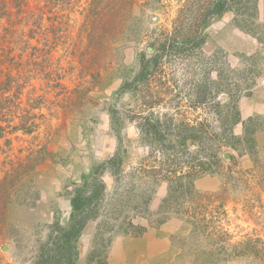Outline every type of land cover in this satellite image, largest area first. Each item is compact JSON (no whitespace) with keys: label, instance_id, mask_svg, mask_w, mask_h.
Returning <instances> with one entry per match:
<instances>
[{"label":"rangeland","instance_id":"374dc122","mask_svg":"<svg viewBox=\"0 0 264 264\" xmlns=\"http://www.w3.org/2000/svg\"><path fill=\"white\" fill-rule=\"evenodd\" d=\"M123 1L101 24L109 26L97 33L105 38L91 44V0H0V181L7 179L0 203V264H35L47 227L68 224L73 191L92 181L93 169L117 152L119 174L106 168L97 175L103 198L98 218L87 223L77 243L79 264L102 231L104 244L111 237L106 264H129V242L161 228L172 260L152 264H192L198 242L211 250L212 243L228 248L252 240L264 250V114L243 120L239 106L248 100L246 108L264 109V0H256L250 13L255 26L240 22L252 33L235 25V12H227L207 25L204 43L190 52L189 45L168 48L165 39L189 34V9L195 14L197 0ZM95 52L101 55L93 62ZM156 53L157 63L136 91L119 92L139 74L142 56L147 61ZM92 73L100 76L93 79ZM233 109L240 122L224 131L223 115ZM141 118L158 120L171 134L156 151L140 140ZM186 127L202 138L187 141L188 149L178 155L179 174L209 162L212 149H219L220 165L192 181L190 196L174 193L168 207L162 178L172 170L173 150L161 147L178 145L177 133L185 136ZM28 158L32 167L24 172L25 185L9 187L12 170ZM24 198L29 203L17 205ZM204 223V233L191 225ZM232 252L220 253L227 260L218 264H264Z\"/></svg>","mask_w":264,"mask_h":264},{"label":"trees","instance_id":"16d2710c","mask_svg":"<svg viewBox=\"0 0 264 264\" xmlns=\"http://www.w3.org/2000/svg\"><path fill=\"white\" fill-rule=\"evenodd\" d=\"M103 1L105 0H91V6L88 9V12L90 14L89 21H91V30L89 31L88 35V42L91 44H100L99 40L101 38H105V36L101 37L97 33H102L104 31V27L108 28L109 26L101 24L107 22L106 16H108L109 14H111L109 18L112 17L113 8L117 4H120V2H124L123 0H117V2H114L115 4L111 5L110 8H100L99 4ZM126 3L129 4V1H127ZM196 6L197 8L195 14L194 11H192V8L189 9V20L193 21L191 22V25L189 23V25H187L189 28V34H186L183 37H178L176 33L172 34L171 37L165 39L168 48H175L176 51H181L182 49L187 47V45H189V52L193 49L199 48L205 40L202 31L212 20L222 17L227 12L236 13L234 23L241 30L247 33H252L249 28H244L245 24L242 25L240 23L241 21H245L247 24L255 26V24L250 21V18L252 17L250 13L256 9V0H197ZM19 9H21V7H19ZM23 11L24 13H26V10ZM243 15L245 16L242 18L241 16ZM165 47L166 46L164 44L161 45L162 50H164ZM93 54L94 56L90 57L93 58L92 60L94 62L95 57L97 55H101V53L95 52ZM158 59V53H156L147 61H144L143 55L141 59L143 65L139 74H137L131 84H128L127 82L123 83V86H121L119 92H126L130 90L135 92L136 89L134 88V86H137L138 83L146 79L148 68L156 64ZM97 76L100 75H95L93 73L90 74V77H93V79ZM228 111L229 110L225 112L221 120L224 131L228 127H234L240 122L239 110L233 109L229 114ZM138 129L140 140L147 146L153 148L154 151L158 150V145L165 143V141L169 139V135H171L167 131H163L161 129L158 120H151L150 118H141L140 122L138 123ZM186 129L188 130V133L185 136H180V132L177 133L179 134L177 135L179 142L178 145L173 144L168 146V148L161 147L162 151L164 150L167 152L168 149L173 150V154L170 153V166L172 167V170L169 172V175L165 173V177L162 178L168 183L169 196L164 200L165 204H167L168 207H171L172 205L173 201L169 200L174 193H179L180 191V196H184V192L185 194L189 193L190 196L191 194H193L190 187L192 181L200 177L201 175L211 172L212 169L220 165V159L218 155L219 149H212V154L210 155L209 162L198 164L197 170H195L194 168V171H192L191 167L189 169V175L179 174L176 169L178 167V155L181 153V151L185 153V150L188 149V146L186 145L187 141H191L192 144L194 141L202 138V132L198 133L195 128L186 127ZM245 131V137L247 136V138L251 141L250 133L246 129ZM121 164L122 158L120 157V152H117L114 157H111L105 163L100 164L93 169L92 175L89 176L90 178L93 177L92 181H89V183L85 181L82 186L77 187L73 191V194H71L70 198L71 212L68 224L66 226H62L58 221H55L53 224L47 227V238L45 242L41 243L38 247L35 264H79L80 261L77 243L87 223L90 221H95L98 218L99 207L103 198L104 186L99 182L97 175H101L107 168L112 175L116 176L119 174ZM31 167L32 164L30 158L26 159L25 161L19 162L10 174L11 179L8 181L9 187H15L17 190L23 188V185H25L22 181L23 175L25 174L24 172L31 171ZM158 173L161 172L159 171ZM27 182H29V180ZM6 183V177L0 181V203H4L5 194L7 193ZM87 190L88 192H86ZM17 195L18 197H21L20 193ZM19 201L20 202H18L17 205H26L29 203L26 198ZM204 219V217H201L199 219V222L204 221ZM205 224L206 223L201 224V226L199 225V227H197V224L191 225H193V229L195 231L196 229H198V231H202L204 233L207 228V225ZM98 228L102 227L99 226ZM211 229L215 236H221V230L216 231L213 225L211 226ZM127 231V229H124L123 234L128 233ZM103 233L104 231L97 232L96 236H98V238H94L93 249L89 252L84 264H106V247L109 243H111V237L108 238L109 243L104 244L105 241L102 238ZM211 235L212 233L208 232V236ZM200 238L202 239V237ZM227 246L228 244L224 242L221 245H219L218 243H212L211 250H206L202 247L199 248L198 242L193 249L196 258L192 264H218L220 262H225L227 258H224L223 256L221 257L219 255L224 251H228V248L231 249V252L234 251V253H232L235 254L236 257L252 256V258H258L261 260L263 259L264 261L263 248H257L254 241L252 240L239 243V245L237 246L230 245L228 248Z\"/></svg>","mask_w":264,"mask_h":264},{"label":"crops","instance_id":"0c3cea01","mask_svg":"<svg viewBox=\"0 0 264 264\" xmlns=\"http://www.w3.org/2000/svg\"><path fill=\"white\" fill-rule=\"evenodd\" d=\"M247 101L248 100L241 101L239 105L241 110V118L243 120L251 117L253 115V112L264 114V109L262 111L261 107H259V109L256 111H254L253 107L246 108V103H251ZM129 244L131 245L129 250V264H152L155 260H172V250L171 246L169 245L167 235L164 233V228H161V230L149 232L142 239L136 242L132 240L129 242ZM134 245L135 248L132 247ZM138 245H140V247H138ZM127 255V252L123 249V258L121 260L124 263L127 261Z\"/></svg>","mask_w":264,"mask_h":264},{"label":"water","instance_id":"95a60500","mask_svg":"<svg viewBox=\"0 0 264 264\" xmlns=\"http://www.w3.org/2000/svg\"><path fill=\"white\" fill-rule=\"evenodd\" d=\"M229 156L227 154L224 155V158H228Z\"/></svg>","mask_w":264,"mask_h":264}]
</instances>
